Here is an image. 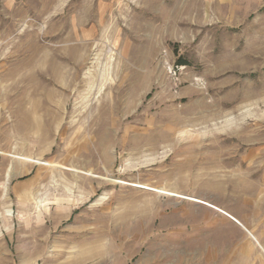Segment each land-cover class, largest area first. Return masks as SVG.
I'll use <instances>...</instances> for the list:
<instances>
[{"label": "rangeland", "instance_id": "1", "mask_svg": "<svg viewBox=\"0 0 264 264\" xmlns=\"http://www.w3.org/2000/svg\"><path fill=\"white\" fill-rule=\"evenodd\" d=\"M0 264H264V0H0Z\"/></svg>", "mask_w": 264, "mask_h": 264}, {"label": "bare ground", "instance_id": "2", "mask_svg": "<svg viewBox=\"0 0 264 264\" xmlns=\"http://www.w3.org/2000/svg\"><path fill=\"white\" fill-rule=\"evenodd\" d=\"M153 145V144H152ZM9 214H11V211L8 212Z\"/></svg>", "mask_w": 264, "mask_h": 264}, {"label": "built area", "instance_id": "3", "mask_svg": "<svg viewBox=\"0 0 264 264\" xmlns=\"http://www.w3.org/2000/svg\"><path fill=\"white\" fill-rule=\"evenodd\" d=\"M182 65V64H181ZM177 67H179V66H177Z\"/></svg>", "mask_w": 264, "mask_h": 264}, {"label": "trees", "instance_id": "4", "mask_svg": "<svg viewBox=\"0 0 264 264\" xmlns=\"http://www.w3.org/2000/svg\"><path fill=\"white\" fill-rule=\"evenodd\" d=\"M180 61H182V60H180Z\"/></svg>", "mask_w": 264, "mask_h": 264}]
</instances>
